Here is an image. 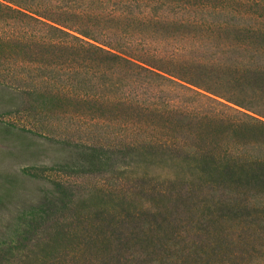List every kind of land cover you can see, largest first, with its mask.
I'll return each instance as SVG.
<instances>
[{
    "label": "trees",
    "instance_id": "16d2710c",
    "mask_svg": "<svg viewBox=\"0 0 264 264\" xmlns=\"http://www.w3.org/2000/svg\"><path fill=\"white\" fill-rule=\"evenodd\" d=\"M106 1L0 0V45L17 61L0 64V115L61 97L93 101L100 115L112 105L169 119L160 134L134 135L129 169L93 179L21 264H264V35L254 32L264 24L232 5L264 0ZM213 127L223 139L208 142ZM65 130L0 121V239L21 220L17 249L30 224L69 203L63 182L17 167L94 172L105 164L96 145L121 131L93 124L81 144Z\"/></svg>",
    "mask_w": 264,
    "mask_h": 264
},
{
    "label": "rangeland",
    "instance_id": "374dc122",
    "mask_svg": "<svg viewBox=\"0 0 264 264\" xmlns=\"http://www.w3.org/2000/svg\"><path fill=\"white\" fill-rule=\"evenodd\" d=\"M104 1V5L95 4L94 8L109 10L111 7L110 4H107L106 0ZM165 1L178 4L189 3L190 5L196 6L204 4L211 7L231 5L229 2L226 3L225 0ZM232 5L241 11L247 20H251L255 23V25L260 26L264 24V5L254 7L255 5H251L244 1H237ZM101 17L105 18L106 15L103 14ZM254 32L264 35L263 29ZM14 54L15 52L13 50L3 48L0 45V64L8 63L12 65L13 63H17ZM25 102V106L20 112L0 115V121L16 127L27 128L37 133H44L51 137L65 136V129H67L73 133L70 135L72 136V141L81 144H86L84 140L91 137L86 131L87 128L93 130V124L108 126L111 129L119 128L121 131L114 138H110L108 141H100L98 145H96L99 154L105 159V164L103 168L95 170L94 172L72 173L67 171H56L50 169L47 165H40L39 167L22 165L17 167L19 171L32 168V170H38L40 173L52 179L63 182L68 193L69 203L67 208L61 211L62 214L58 213L46 222L30 224L31 231L24 242L19 245L20 248L18 249L14 243L16 240V233H18L21 227V220L13 221L7 231L6 237L0 239V247L7 246V248H10L8 251L0 253V264L1 261L2 264H21L23 258L30 255L31 250L35 248L36 244L45 241L49 233V227L60 222L62 220L61 216L65 218L70 217L71 214L77 210V206L80 204L81 200L91 196V192H93V179L105 183L106 181L116 178L120 171L129 169L127 147L130 145L134 135L138 136L140 134L150 133L153 127L156 130L152 131H157L160 134L165 129L163 127H167L165 121L169 120L167 117H161V119H159L156 118V116L148 117L143 115L144 113L133 112L128 106L101 105V107L98 108L103 112V115H100L99 112H95L97 107L93 105V101L90 103H81L73 99L69 100L61 97L51 100L28 97ZM70 124L80 125L82 129H80V132H76L74 129L66 128ZM210 131L214 136L207 137L208 142H217L223 139V136L220 134L223 133L221 129L213 127ZM231 138L235 140L237 137L233 134ZM242 141H249L252 143L251 139L241 140V142ZM90 145L93 146V142L92 144L90 143ZM25 216V214L22 215L21 219ZM233 234L237 236L241 234V231L234 230Z\"/></svg>",
    "mask_w": 264,
    "mask_h": 264
}]
</instances>
